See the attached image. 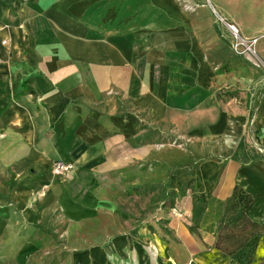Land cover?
Masks as SVG:
<instances>
[{
    "label": "crops",
    "instance_id": "1",
    "mask_svg": "<svg viewBox=\"0 0 264 264\" xmlns=\"http://www.w3.org/2000/svg\"><path fill=\"white\" fill-rule=\"evenodd\" d=\"M202 1L190 13L163 1L167 6L161 8L175 13L171 21L181 29L154 31L145 44L127 33L121 41L126 47L116 50L114 33H99V18L92 14L97 8L113 11L115 0H0V185L11 182L3 202L10 208L0 210L3 264L10 256L17 264H217L216 248L185 242L198 236L186 227H180L181 238H171L174 244L184 241L183 251L172 247L164 259L157 246L126 232L121 212L126 95L154 115L163 107L202 105L214 83L208 60L222 45L229 47L228 33L210 9L229 20L225 11L244 35L264 34V0H234V12L222 0ZM258 51L264 56V38ZM234 55L231 83L258 86L252 108H218L217 114L206 109L186 113L188 119L171 110L170 118L194 132L188 141L194 152L234 156L224 175L231 188L238 185L251 195L247 213L264 214V158L252 159L251 153H260L243 137L249 120L254 135L264 130V79L260 83L247 59ZM228 71L219 74L220 81L231 80ZM56 160L73 168L53 174Z\"/></svg>",
    "mask_w": 264,
    "mask_h": 264
},
{
    "label": "rangeland",
    "instance_id": "2",
    "mask_svg": "<svg viewBox=\"0 0 264 264\" xmlns=\"http://www.w3.org/2000/svg\"><path fill=\"white\" fill-rule=\"evenodd\" d=\"M163 1L175 4L176 8L184 13L195 11L198 8L197 5L203 2L202 0ZM163 1L115 0L113 11L109 8L107 13L106 10L97 8L98 10L94 9L92 14L99 18V33H114L117 50L123 46L126 47V41L125 45L121 41L127 33L135 40H143L142 43L145 44L148 38L150 40L154 31L170 33L181 29L180 22L173 24L171 21L177 19L175 13L172 14L170 10L161 8L167 6L166 3H162ZM204 1L210 5L207 0ZM221 5L232 12L236 9L234 0H222ZM210 10L214 18H217L216 13ZM216 10L218 11L217 7ZM221 12L230 22L235 23L230 20L225 11ZM106 14L109 15L108 20L102 16ZM106 23H109V26H101ZM203 33L206 35L205 30ZM227 38L229 45V36ZM229 47L222 45L219 53L210 56L208 60L212 68L214 83L207 88L208 92L203 96L204 101L201 106L184 109L180 105L173 108L163 107L161 115H154L153 109L135 105L136 101L126 95V106L123 107L126 111V203L122 205L124 211L121 212H124L126 219V232L129 231L134 237L157 246L159 254L164 259L170 256L168 249L172 247L179 252L183 251L184 241L179 239L174 244L171 238H176V236L181 238L180 227H186L190 232L198 234V236L187 237L185 241L187 244L194 246L202 242L207 249L212 251L215 250V241L219 231L223 234L220 246L223 249L226 248L227 251L240 253L241 243L252 239L255 246L249 264H264V214H261L259 210L256 215L251 214L250 211L247 213L250 203L244 212L248 217L250 215L253 218L249 217L256 225L246 226V221L241 220L242 227L241 221L237 218L240 215L239 208L234 211L228 210L233 188H231V181L227 180L224 174L225 168L235 160L234 156H227L212 149L205 152H194L188 145L194 132L185 131L180 124L179 126L173 125L170 118L171 110L178 112L179 117L188 119L186 113L192 115L195 112H206V109L217 114L220 112L219 109L234 113L238 106L240 109L253 107L258 86L253 87L249 83L243 86L231 83L234 77L228 70L232 56L235 57V55ZM169 54L172 57L169 64L174 65L176 61L174 53ZM247 65L259 72L260 83H262L263 72L249 62ZM225 70L228 71L226 77L232 78L230 81L225 80L224 83L220 81L219 74H223ZM230 93H236L237 98H230ZM252 132L253 123L249 120L243 128V137L244 141H249L254 147L251 138H258V136ZM200 134L202 137L203 134L206 135L205 130H201ZM255 150L257 151L256 148ZM10 188L11 182L7 185H0V210L6 206L9 207L8 203L3 202L7 200ZM2 215L4 212H0V224L5 221ZM232 225H234L233 230L228 231ZM8 251L10 250L5 251L7 256L12 252L7 253ZM215 252L216 255L218 254L214 259L217 264H230L232 255H227L220 250ZM0 253L4 252L0 250ZM1 257L0 255V264H3ZM10 257L6 264H17Z\"/></svg>",
    "mask_w": 264,
    "mask_h": 264
},
{
    "label": "built area",
    "instance_id": "3",
    "mask_svg": "<svg viewBox=\"0 0 264 264\" xmlns=\"http://www.w3.org/2000/svg\"><path fill=\"white\" fill-rule=\"evenodd\" d=\"M217 16V21L226 30L229 36V46L233 53L243 56L247 61L260 70L264 74V56L258 51V41L264 38V34L256 36L244 35L240 32L235 23L226 20L220 15ZM259 138V137H258ZM251 138L252 145L264 156V130L260 138ZM73 168V163L64 161H53L51 164V171L56 175L66 174Z\"/></svg>",
    "mask_w": 264,
    "mask_h": 264
},
{
    "label": "trees",
    "instance_id": "4",
    "mask_svg": "<svg viewBox=\"0 0 264 264\" xmlns=\"http://www.w3.org/2000/svg\"><path fill=\"white\" fill-rule=\"evenodd\" d=\"M230 95H232V93ZM250 156L252 159H257V158H261V157L264 158L263 155L255 154V153H251ZM251 201H252L251 195L248 192H246L242 187H240L238 185L233 187V191H232L231 200L229 203L228 210L234 211L236 208H239L240 215L237 218L240 221L245 220L246 226L247 225L248 226L256 225V223L253 222L244 212L245 208L250 204ZM241 225L243 227L242 221H241ZM230 227H231V229H228V231L233 230L234 225H232ZM229 234L231 235L230 232H229ZM222 236H223L222 232L219 231L217 234L216 241H215V248L217 250H220V251L227 253V255H232V258L230 260V264H249L250 257L254 251V246H255L253 240L251 239L248 242L241 243V245H242L241 249L242 250L240 251V253H238V252L227 251L226 248L223 249L220 246V242L223 238ZM236 242H237V240H236ZM234 251H236V250H234Z\"/></svg>",
    "mask_w": 264,
    "mask_h": 264
}]
</instances>
